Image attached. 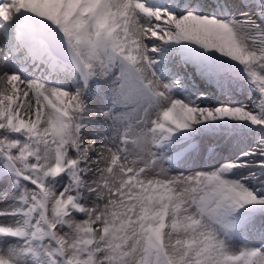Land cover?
<instances>
[{
  "label": "snow or ice",
  "instance_id": "1",
  "mask_svg": "<svg viewBox=\"0 0 264 264\" xmlns=\"http://www.w3.org/2000/svg\"><path fill=\"white\" fill-rule=\"evenodd\" d=\"M0 264H264V0H0Z\"/></svg>",
  "mask_w": 264,
  "mask_h": 264
}]
</instances>
